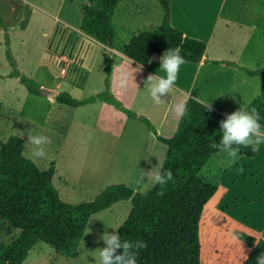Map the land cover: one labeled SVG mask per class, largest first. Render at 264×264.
Wrapping results in <instances>:
<instances>
[{
  "label": "rangeland",
  "instance_id": "374dc122",
  "mask_svg": "<svg viewBox=\"0 0 264 264\" xmlns=\"http://www.w3.org/2000/svg\"><path fill=\"white\" fill-rule=\"evenodd\" d=\"M88 4L89 0H0V141L12 135L19 137L24 156L40 170H48L54 163L52 183L60 199L74 205L93 201L113 184L145 194L153 187L147 172L163 165L168 150L158 143L155 159L144 166L141 183L132 184L142 166L130 164L126 153L137 151L147 134L145 123L136 118L124 121V112L114 114L113 105L104 101L71 108L45 95L47 91L66 92L74 99H83L104 91L106 51L79 31L81 11ZM259 6L248 7L253 10ZM235 12L239 13V8ZM162 17L158 0H120L112 18V45L122 50L132 36L155 28ZM76 60L84 62L79 71L74 69ZM126 70L135 75L130 68ZM21 77L32 79L41 94H30L20 83ZM112 96L123 107L148 113L145 101L133 106L129 94ZM30 130L51 139L45 146L46 158L30 157ZM250 160L238 155L235 162L226 163L218 152L198 174L216 187L199 224L202 264H243V256L251 250L239 238L235 242L231 239L236 233L264 240V161ZM249 161L255 170L250 169L253 164ZM131 208V201L125 200L92 215L76 257H66L37 242L22 264H99L98 249L105 246L101 237L106 232L117 234ZM19 234L0 219V244L12 242Z\"/></svg>",
  "mask_w": 264,
  "mask_h": 264
},
{
  "label": "trees",
  "instance_id": "16d2710c",
  "mask_svg": "<svg viewBox=\"0 0 264 264\" xmlns=\"http://www.w3.org/2000/svg\"><path fill=\"white\" fill-rule=\"evenodd\" d=\"M120 0H89L82 8L79 26L81 33L93 40L112 46V18ZM163 9L162 21L151 30L139 31L131 37L120 54L140 67H146L153 55L159 57L167 49L180 48L186 62L198 63L206 44L185 36L170 24V0H158ZM228 65L236 67L234 63ZM104 91L83 99H74L69 93H56L54 100L71 108L104 101L125 112L130 118L140 119L156 134L143 116L123 107L109 93L111 59L105 54ZM249 76L261 78L260 94L246 107L254 108L264 129V70L243 69ZM20 83L33 95H40L38 85L21 77ZM226 117L209 111L193 98L187 99V113L180 118L171 138L157 136L167 147L164 170H171L173 179L164 186L156 185L145 194L123 184L105 188L93 201L70 204L62 201L52 183L55 164L40 170L23 154V141L10 136L0 141V219L20 231L10 243L0 244V264H22L37 242H43L66 257H76L79 242L90 217L110 208L117 202L130 200L131 211L118 228L121 240L142 241L146 248L137 252V264H202L200 259L199 224L206 203L216 193V187L205 183L198 174L210 157L218 153L209 145L221 139L220 121ZM240 156L252 158L251 148H240ZM162 193V194H161ZM237 237L250 248L243 264H256L264 254V240L241 233ZM117 250L116 254H120Z\"/></svg>",
  "mask_w": 264,
  "mask_h": 264
},
{
  "label": "crops",
  "instance_id": "0c3cea01",
  "mask_svg": "<svg viewBox=\"0 0 264 264\" xmlns=\"http://www.w3.org/2000/svg\"><path fill=\"white\" fill-rule=\"evenodd\" d=\"M250 5L260 6L252 10L248 7ZM237 8L239 13L235 12ZM170 24L185 36L204 42L206 50L198 63L185 61L180 66L173 91L161 97L165 102L160 105H156L143 89V81L148 75H164L159 67L160 57L153 55L146 67H140L122 56L113 45L100 43L111 59L110 92L119 98L129 94L133 106L139 100L145 101L144 108L148 113L136 107L125 108L137 116L146 117L156 132L154 134L147 128V134L138 143L137 151L132 149L126 153L130 156V164L142 166L136 179L143 178L144 166L155 159V150L159 149L160 143L157 136L171 138L177 130L180 118L177 119L171 110L172 105L185 98L209 100L211 109L226 117L241 106L246 108L261 90V78L249 76L243 69L264 70V0H170ZM227 62L234 63L236 67ZM73 64L75 71L84 66L81 60ZM126 68L134 71L133 82L140 90L132 85L131 77L126 90L118 87L121 72L127 71ZM120 104L123 106V103ZM113 107L114 114L121 111ZM124 115L127 117L122 118L124 121L131 120L125 112ZM136 119L139 120L138 117ZM250 159L254 163L258 159L259 163L264 161V142L257 146L256 155ZM254 166H250V169L255 170Z\"/></svg>",
  "mask_w": 264,
  "mask_h": 264
},
{
  "label": "clouds",
  "instance_id": "9594fccd",
  "mask_svg": "<svg viewBox=\"0 0 264 264\" xmlns=\"http://www.w3.org/2000/svg\"><path fill=\"white\" fill-rule=\"evenodd\" d=\"M180 51V48L167 49L159 59V67L163 70L164 75L150 74L143 81V89L156 105L164 103L165 101L161 97L167 96L174 89L180 66L185 63V59L180 55ZM129 77H131L132 85L137 90H140L138 85L133 82V73L127 71L121 72L118 87L126 90L129 86ZM199 103L211 111L212 106L209 100H200ZM171 110L177 119L185 116L187 113V98L172 105ZM259 120V113L254 108L246 109L241 106L238 110L226 115V118L220 121L221 139L218 144L212 142L209 147L217 149L219 153L223 154L226 163H233L238 159L241 146L251 148L255 152L257 146L264 142V129L261 128ZM27 144L31 145L30 157L42 159L47 156L45 146L51 144V139L44 135L33 134L30 130L28 132ZM147 173L150 174L148 179L150 186L153 187L157 184L164 186L168 181L173 179L171 170H164L162 163L159 167H153ZM141 179L142 177L140 179H133L131 183L139 185ZM101 239L105 246L102 249H98L99 264H137L136 257L138 250L147 247V244L142 241L121 240V237L115 232L112 234L106 232ZM231 239L234 242L238 241V237L235 235ZM118 249L121 250L120 254H116ZM243 257L247 259L246 256ZM256 264H264V254H260L256 258Z\"/></svg>",
  "mask_w": 264,
  "mask_h": 264
},
{
  "label": "water",
  "instance_id": "95a60500",
  "mask_svg": "<svg viewBox=\"0 0 264 264\" xmlns=\"http://www.w3.org/2000/svg\"><path fill=\"white\" fill-rule=\"evenodd\" d=\"M109 44H110V39L108 38L107 39V45H109ZM45 95L47 96V98L53 99L55 96V92L47 91V92H45Z\"/></svg>",
  "mask_w": 264,
  "mask_h": 264
}]
</instances>
